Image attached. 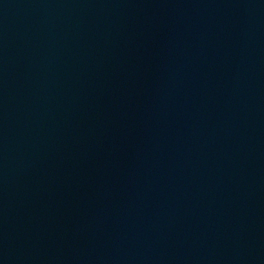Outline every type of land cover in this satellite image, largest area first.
Masks as SVG:
<instances>
[{
	"label": "water",
	"instance_id": "1",
	"mask_svg": "<svg viewBox=\"0 0 264 264\" xmlns=\"http://www.w3.org/2000/svg\"><path fill=\"white\" fill-rule=\"evenodd\" d=\"M0 264H264V0H0Z\"/></svg>",
	"mask_w": 264,
	"mask_h": 264
}]
</instances>
